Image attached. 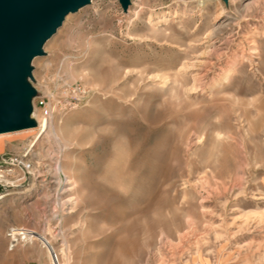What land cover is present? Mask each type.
<instances>
[{
	"label": "rangeland",
	"instance_id": "1",
	"mask_svg": "<svg viewBox=\"0 0 264 264\" xmlns=\"http://www.w3.org/2000/svg\"><path fill=\"white\" fill-rule=\"evenodd\" d=\"M198 2L93 0L46 41L29 81L55 131L0 151L30 188L0 200V264H51L16 227L61 264H264V0Z\"/></svg>",
	"mask_w": 264,
	"mask_h": 264
},
{
	"label": "water",
	"instance_id": "2",
	"mask_svg": "<svg viewBox=\"0 0 264 264\" xmlns=\"http://www.w3.org/2000/svg\"><path fill=\"white\" fill-rule=\"evenodd\" d=\"M92 0H0V133L37 125L32 61L69 13ZM127 10L131 0H119Z\"/></svg>",
	"mask_w": 264,
	"mask_h": 264
},
{
	"label": "bare ground",
	"instance_id": "3",
	"mask_svg": "<svg viewBox=\"0 0 264 264\" xmlns=\"http://www.w3.org/2000/svg\"><path fill=\"white\" fill-rule=\"evenodd\" d=\"M93 1V0H92ZM199 1V5L201 7V9L203 8V5L207 7V3L210 1V0H197ZM214 2L216 3L217 6H221L222 8V11H224L225 7L223 6V2L222 0H214ZM185 10L186 11H192V8L187 6L185 7ZM143 11V6L140 4H136L134 3V0L131 1L130 3V6H129V10L128 12L129 13H132V15H135V16H139L141 14V12ZM152 14V13H151ZM150 14V15H151ZM166 17V16H165ZM164 17V18H165ZM217 21H219V24L217 26H214L207 34V37H209V41H211L214 36H215V33L217 31H219L222 27L225 26V21L227 20V18H225L224 16H222V14H218L216 17ZM150 22L152 20V17H149ZM162 20H158L156 23L155 22H152L153 25H157L159 22H161ZM212 46V44H208V47ZM232 68V67H231ZM229 70V69H228ZM229 74V71L228 73L226 74V76ZM39 92V91H38ZM38 95H40V93H38ZM51 109V107H50ZM52 112V110H51ZM32 117L37 121V125L35 127H31V128H27V129H23V130H18V131H8V132H1L0 133V151H2L5 146H6V143H7V140L6 137L8 135H11L13 133H18V132H21V131H35L34 134H33V137L32 139H30L29 143H28V147L26 149V151L24 152L23 154V157H25L26 155L30 154V150H32V147L36 144L39 145L40 148H38L39 150L38 151H34L33 153L31 152V155L35 154L34 156L35 157H38V158H41L44 153H45V150L44 148L41 146V141H40V138L42 135H47V134H50V133H54L55 131V127L53 125V116H52V113H50L49 116H45L44 114H38L37 113V108L34 107L33 109V113H32ZM62 122V121H61ZM20 161H23V159L21 158ZM14 165V163H11ZM9 171V170H8ZM2 181H5L7 184H8V188L6 189L7 191L6 192H2L0 193V200L2 198H4L6 195H9L11 193H24L25 191H29L30 188H24V186H21V185H16L13 181L9 180L5 173L0 171V182ZM16 229L18 230V233H25V234H21V235H25V237H36V238H40L42 240V243L44 244V246L47 248V251L49 253V256H51V254H53V256L55 258L58 259V256L61 255V258L63 261H68L70 259H72V255H71V252L69 251L68 252V247H66V250H63V249H60L58 250L51 242L50 240L43 234H37L35 233L33 230H24L23 232H21V229L22 228H18L16 227ZM53 247V249H55V253L53 252V250H51V247ZM51 258V257H50ZM51 264H52V261H51Z\"/></svg>",
	"mask_w": 264,
	"mask_h": 264
},
{
	"label": "built area",
	"instance_id": "4",
	"mask_svg": "<svg viewBox=\"0 0 264 264\" xmlns=\"http://www.w3.org/2000/svg\"><path fill=\"white\" fill-rule=\"evenodd\" d=\"M48 102L46 101V98H45V96H40V98H39V104L41 105V107H42V109H43V114L45 115V116H49L50 115V113H51V109L49 108V106H48V104H47ZM24 230H26V229H21V232H23ZM10 234H11V236L12 237H14V238H16L18 235L19 236H25V235H21V234H25V233H18V230L16 229V228H11V230H10ZM51 250H53V252L55 253V249H53V246L51 247ZM51 259H52V263L53 264H61L60 263V260H59V257H58V259L57 258H55L54 256H53V254H51Z\"/></svg>",
	"mask_w": 264,
	"mask_h": 264
}]
</instances>
